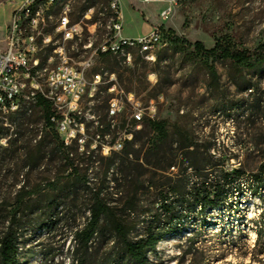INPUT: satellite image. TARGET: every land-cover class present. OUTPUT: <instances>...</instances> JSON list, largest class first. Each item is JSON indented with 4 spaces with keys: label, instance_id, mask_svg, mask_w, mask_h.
Returning a JSON list of instances; mask_svg holds the SVG:
<instances>
[{
    "label": "rangeland",
    "instance_id": "obj_1",
    "mask_svg": "<svg viewBox=\"0 0 264 264\" xmlns=\"http://www.w3.org/2000/svg\"><path fill=\"white\" fill-rule=\"evenodd\" d=\"M65 1L60 0L54 6L53 17L61 13V3ZM173 1L172 13L163 18L161 12L169 5L167 1L121 0L124 35L136 36L163 26L157 60L139 62L134 74L130 70L132 65L100 56L89 77L98 71H114L118 87L126 93L133 92L142 105L151 99L156 101L157 117L169 120L174 137V125H177L188 134L193 148L222 157L226 168L255 171L264 160V70L255 73L230 61H217L213 75L208 67L212 60L197 57L192 47L175 42L173 35L181 41H201L207 48L228 37L240 49L255 50L264 43V0ZM19 2L0 3V30L2 19ZM91 5L100 21L96 35L99 42L110 33L108 0H75L71 3V16L81 19ZM56 28L58 22H51V30ZM3 40L0 39V46ZM82 48V43L67 44L68 53L76 57ZM51 53L52 49L40 51L41 62H47ZM110 97L107 84H101L93 96L84 97L80 107L84 133L77 132L83 141L69 142L75 169L70 178V170L65 169L59 155L49 151L52 146L46 148L44 157L35 161L36 165L26 163V154L35 149L46 132L38 107L31 112L22 111L27 114L26 119L31 117L32 123L25 122L20 114L10 115L5 123L0 120V127L11 126L8 131L0 129V205L2 202L11 210L21 186H26L27 191L39 187L51 198L60 193L63 201L56 210L61 219L50 227L28 232L29 257L23 258L24 264H69L72 230L83 225L91 199L90 188L81 184L85 175L90 187H102L115 210L128 213V219L138 222V232H143L144 220L151 218L158 207L155 201L164 188L162 183L178 171V164L155 170L146 163L144 140L153 132L143 123L140 128H132L134 106L125 96L124 111L114 118L115 127H109ZM124 121L128 125L122 126ZM126 127L137 139L132 147L130 168L121 167L123 171L114 175L110 170L105 176L110 162L106 141L123 135ZM10 138L17 139L14 145L8 144ZM116 159L120 161L121 156ZM54 178L61 181L57 186L65 185L63 192L49 189ZM132 200L134 203L128 204ZM41 211L35 209V215ZM262 214L264 200L247 191L221 210L207 213L205 222L197 215L187 217L186 228L162 240L149 258L153 264H264V252L257 253V226L253 221L260 220Z\"/></svg>",
    "mask_w": 264,
    "mask_h": 264
},
{
    "label": "trees",
    "instance_id": "obj_2",
    "mask_svg": "<svg viewBox=\"0 0 264 264\" xmlns=\"http://www.w3.org/2000/svg\"><path fill=\"white\" fill-rule=\"evenodd\" d=\"M97 18L95 14L92 21ZM158 27L163 30L162 25ZM173 40L192 47V52L197 57L211 59L212 63L208 67L213 75L216 72L215 62L217 61H230L236 66L245 67L255 73L264 70V43L255 50H250L238 48L228 37L217 40L210 48H207L201 41L194 43L181 41L175 35H173ZM101 56L114 57L119 63L115 55L103 54ZM160 59L161 54L158 55V60ZM144 61L147 60L140 54H136L130 68L132 73L135 74L136 65ZM36 107L42 113L46 132L38 141L35 149L26 154V163L29 162V166L36 165L35 161L44 157L47 153L46 148L52 146L49 151L59 155L60 160L65 164V169L70 170V178L75 170L72 162L74 159L73 156L71 157L73 147L66 143L57 131L56 123L52 120L55 115L53 104L39 96ZM22 111L29 112L22 109L16 114L25 118L27 114ZM2 122L5 123V119H2ZM25 122L32 123L33 120L29 116ZM126 123L124 121L122 126ZM142 123L153 132L144 140L146 163L155 170H165V168L178 164V171L174 177H168L162 183L164 190L161 189L160 196L155 201L158 207L155 208L151 218L144 220L143 232H138V222L128 219V213L124 211L119 213L115 210L102 187L92 188L88 184L87 175L82 177L81 184L90 188L91 199L87 207L88 215L83 225L72 230L73 245L69 253V264H153L149 254L155 252L158 244L166 237L181 233L186 228L187 217L190 215H197L201 221L205 222L207 213L216 209L221 210L230 201L247 191L264 200V160L255 171L247 172L242 168L228 169L222 157H215L212 153L193 148V142L188 134L177 125H174V137L170 130L169 120L158 117L144 118ZM110 126L115 127L112 123L109 124ZM135 126L136 122L132 121V128ZM10 127L2 125L0 129L8 131ZM129 131L132 133V138L124 140L120 151H111L105 176L109 175L110 170L114 175L119 170L123 171L122 168L126 170L130 168V156H133L132 147L137 139L133 131ZM16 140V138H10L8 144L14 145ZM115 140L106 142L113 144ZM119 156L121 159L117 161L116 157ZM126 177L127 172L125 179ZM60 182L59 179H52L49 182V189L63 192L65 185L57 186ZM155 186L159 187L156 184ZM26 188V186L20 187L11 210H8L1 202L0 264H24L23 258L29 257L26 246L30 229L50 227L57 222L58 218H62L56 213L59 206L63 204L60 200L62 198L60 193L54 194L51 198L39 187L28 191ZM134 201L128 204H133ZM37 208H41L42 211L35 215ZM253 221L257 226L256 243L259 246L257 253H262L264 252V225H262L264 214L261 215L260 220L254 219Z\"/></svg>",
    "mask_w": 264,
    "mask_h": 264
},
{
    "label": "built area",
    "instance_id": "obj_3",
    "mask_svg": "<svg viewBox=\"0 0 264 264\" xmlns=\"http://www.w3.org/2000/svg\"><path fill=\"white\" fill-rule=\"evenodd\" d=\"M32 1H39V9H32ZM56 1L20 0L12 11L3 46H0V120L22 108H29L31 112L42 96L53 104L55 115L52 120L64 141H83L77 133H84L80 107L84 97L93 96L101 84H107L111 94L108 113L112 126L115 125L114 118L124 111V96L134 106L131 116L137 128L144 118H157L156 101L151 99L147 105H142L133 92L126 93L118 87L114 71H98L92 77L89 73L95 60L103 54L117 57V53H124V60L119 62L129 65L133 64L136 54L149 62L155 61L157 48L163 41V31L156 26L151 32L136 37L124 35L121 0H108L107 22H111V31L97 42L100 21H92L94 6H89L81 19L76 20L71 16V3L75 0H70L63 13L50 17L51 4ZM139 1H167L169 5L161 12L163 18L172 13L175 3L173 0ZM51 22H58V30H51ZM78 43H82V51L77 57L70 55L67 44ZM143 45H152V52H143ZM44 49H52V59L41 62V68H34L39 51ZM127 138H132V133L126 127L113 144H105L106 151L109 154L112 150L120 151Z\"/></svg>",
    "mask_w": 264,
    "mask_h": 264
},
{
    "label": "bare ground",
    "instance_id": "obj_4",
    "mask_svg": "<svg viewBox=\"0 0 264 264\" xmlns=\"http://www.w3.org/2000/svg\"><path fill=\"white\" fill-rule=\"evenodd\" d=\"M59 2H60V0H57L55 3H52L51 4V10ZM69 2H70V0H66L65 2L61 3V13H63L64 10H66V8L69 5ZM32 9H39V1H32ZM71 10H72V7H71ZM50 17H53V13H51V12H50ZM107 27H108L109 31H111V22H109L107 24ZM56 30H57V28H56ZM143 52H152V45H143ZM49 56L50 57L48 58V60H51L52 59V53ZM117 56L120 57L122 60H124V53H117ZM34 68H41V59L39 57V54H38V61H34ZM22 109L29 111V108H22Z\"/></svg>",
    "mask_w": 264,
    "mask_h": 264
},
{
    "label": "crops",
    "instance_id": "obj_5",
    "mask_svg": "<svg viewBox=\"0 0 264 264\" xmlns=\"http://www.w3.org/2000/svg\"><path fill=\"white\" fill-rule=\"evenodd\" d=\"M11 14H12V12L10 13V15L8 17H6L5 19H2V21H1L2 29L0 30V35H1L0 39H4V35L6 34V29H7L8 23L10 21ZM142 34H146V33L143 32V33H140L139 35H142ZM139 35H136V36H139ZM136 36H129V37H136Z\"/></svg>",
    "mask_w": 264,
    "mask_h": 264
}]
</instances>
